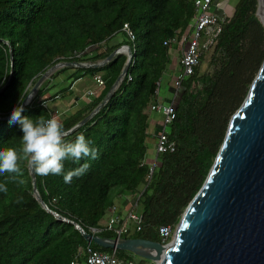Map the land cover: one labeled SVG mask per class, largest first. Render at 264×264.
Masks as SVG:
<instances>
[{
	"label": "trees",
	"instance_id": "16d2710c",
	"mask_svg": "<svg viewBox=\"0 0 264 264\" xmlns=\"http://www.w3.org/2000/svg\"><path fill=\"white\" fill-rule=\"evenodd\" d=\"M193 1L0 0V90L9 79L10 51L13 60L9 83L0 92V147H19L20 125L10 124L8 117L48 69L60 63L95 64L124 45L133 53L128 73L112 97L89 121L65 137L71 141L83 133L93 142L95 159L65 161V171L87 162L90 167L86 173L73 177L70 183L62 176L34 173L45 207L32 195L25 161H21L22 176L13 179L12 173L0 175V183L8 188L6 194L0 193V264H69L87 246L111 252L87 243L73 224L86 233L98 229L114 205V188L116 196L127 198L126 212L135 211L142 218L141 231L126 239L159 243L158 228L175 230L203 185L230 118L244 101L264 60V28L256 16L257 0H237L215 44L194 74L181 83L174 100L175 119L167 129L175 151L157 157L149 181L145 156L150 107L157 101V83L171 66V46L164 42L190 33L195 16ZM124 25L133 41L123 31ZM119 34L124 39L110 45ZM77 53L81 56L76 57ZM126 59V55L117 54L100 68L58 69L40 85L21 116L57 117L50 107L57 97L72 95V84L82 77H100L103 85L97 95L75 112L57 117L67 132L105 99ZM71 70L64 80L68 84L49 94L56 86L54 80ZM96 236L116 237L104 231ZM82 259L83 255L78 260Z\"/></svg>",
	"mask_w": 264,
	"mask_h": 264
},
{
	"label": "water",
	"instance_id": "95a60500",
	"mask_svg": "<svg viewBox=\"0 0 264 264\" xmlns=\"http://www.w3.org/2000/svg\"><path fill=\"white\" fill-rule=\"evenodd\" d=\"M259 4L257 0V6ZM261 15L264 19V0H261ZM256 16L264 28L258 7ZM124 47L127 49L125 65L105 99L68 130V135L106 104L128 73L133 53L129 46ZM120 48L95 64H56L40 76L27 96L32 99L40 85L58 69L103 67ZM10 62L6 85L12 74L11 51ZM31 99L26 97L23 107ZM28 170L32 195L45 207L37 192L34 172L29 167ZM82 236L87 243L100 248L129 251L159 264H264V60L244 101L231 116L218 154L203 185L185 208L171 242L162 245L143 239L117 241L90 234Z\"/></svg>",
	"mask_w": 264,
	"mask_h": 264
},
{
	"label": "built area",
	"instance_id": "2783aa9c",
	"mask_svg": "<svg viewBox=\"0 0 264 264\" xmlns=\"http://www.w3.org/2000/svg\"><path fill=\"white\" fill-rule=\"evenodd\" d=\"M218 1L219 0H194L193 9L195 16L190 25V33L184 35L181 39L173 37L164 42V45L166 46L178 45L180 43L182 44V48L179 53L180 73L173 82L172 92L174 97L168 104H161L158 101L160 82L156 85L155 96L157 101L155 104L151 105L150 111L160 113L162 115V120L156 130V134L154 135V139L156 140L155 158L152 162H148L149 181L155 167L157 166V157L159 155L170 154L175 151V143L169 139L167 129L171 122L175 119L174 100L178 95L181 83L194 74V69L199 65L202 57H204V55H206L215 44L216 39L222 32L223 25L229 18V15H226L223 11L220 12L216 7ZM212 6H215V10L213 11H211ZM123 31L127 34L128 38L133 41V35L129 31L127 25H124ZM126 53L127 49L124 46L118 50V54L126 55ZM80 56L81 53L76 54V57ZM93 81L98 87L103 85L102 80L98 76L95 77ZM89 95H92V93H89ZM54 216L59 218L56 214H54ZM60 220L66 223L69 222L63 218ZM73 225L81 235L90 234L92 237H98L96 234L101 231L111 232L116 236L115 240L123 241L128 235L136 234L141 231L142 218L135 211H128L125 214H121L118 207L112 205L108 208L107 215L98 229H90V233H86L77 224ZM172 232L173 231L170 227L162 226L158 228L157 234L160 239L159 243L162 245L167 244V241L171 238ZM117 251L118 250L114 249L111 250V252H100L93 250L90 246H87L82 252H79L76 258L69 264H136L132 259L118 257L116 253ZM81 255H83V259L79 261L78 259Z\"/></svg>",
	"mask_w": 264,
	"mask_h": 264
},
{
	"label": "clouds",
	"instance_id": "9594fccd",
	"mask_svg": "<svg viewBox=\"0 0 264 264\" xmlns=\"http://www.w3.org/2000/svg\"><path fill=\"white\" fill-rule=\"evenodd\" d=\"M26 97L31 99L30 95ZM24 100L25 97L17 101L9 116L10 124L16 122L20 125V145L0 147V175L12 173L15 174L13 179L22 176L21 161H25L37 175L62 176L66 183H70L73 177L86 173L90 167L87 162L65 171V161L77 163L85 158L95 159L97 149L92 146L93 142L83 133H78L71 141L66 140L68 133L65 125L56 116H21ZM19 183L23 184L24 181L21 179ZM7 192L6 184L0 183V193Z\"/></svg>",
	"mask_w": 264,
	"mask_h": 264
},
{
	"label": "rangeland",
	"instance_id": "374dc122",
	"mask_svg": "<svg viewBox=\"0 0 264 264\" xmlns=\"http://www.w3.org/2000/svg\"><path fill=\"white\" fill-rule=\"evenodd\" d=\"M236 1L237 0H219L217 2V4H216V7L219 9L220 12L223 11L226 15H230L233 12V10H234ZM213 10H215V6L211 7V11H213ZM123 39H124V37H122L119 34L116 37H114L112 41L117 43V42H119V41H121ZM181 48H182V44L181 43L178 44V45H172L171 48H170V51H171V66L168 68L166 73L163 74V76H162V78L160 80V91H159V96H158L159 100L158 101L161 104H165V105L168 104L174 97L173 92L169 91L168 89H169L170 85H172V87H173V82L176 79V77L178 76V74L180 73V66H178V63H179V57H180L179 53H180ZM207 56H206V58L203 59V62H201V69L202 70H204L206 68V64H207V60H208ZM66 76H67V74L65 73V74L61 75L60 77H57L54 80V83L56 82V84H59L60 80H62V82H63L65 80ZM85 78L88 79L90 77L89 76H85ZM64 84L67 85L68 83L65 82ZM57 86L59 87L60 85H57ZM54 88H52V90L50 91L49 94H53L52 91H57V89L54 90ZM68 102L69 101L67 100L66 104H68ZM79 108H80V106H78V105L74 106L73 108L70 107L69 110L66 109V111L61 113V116L59 118L64 117L68 113L75 112ZM154 124H156V122H152L149 125V129H148L149 133H154L153 132V130L155 129L154 128ZM155 144H156V140L151 135L146 138V156H145V161L146 162H152L153 159L155 158ZM114 192H115V188L112 189V191H111V196L112 197L114 195ZM122 200H119L118 202H116L115 198H114V202L117 203L118 205L120 204V202H122ZM173 232H172L171 238L167 241V243L171 242L172 237H173ZM119 254L122 255V256L129 257L136 264H158V263H155V262H151V261L142 259L139 256H137V255H135V254H133V253H131L129 251H119Z\"/></svg>",
	"mask_w": 264,
	"mask_h": 264
},
{
	"label": "crops",
	"instance_id": "0c3cea01",
	"mask_svg": "<svg viewBox=\"0 0 264 264\" xmlns=\"http://www.w3.org/2000/svg\"><path fill=\"white\" fill-rule=\"evenodd\" d=\"M109 44L113 45V44H115V42L114 41H110ZM72 72L73 71L71 70V71H68L66 74L68 75V74H71ZM88 79L85 78V77H82L79 80L75 81L72 84L71 89H70L72 95H68V96L63 97V98L57 97L56 101L53 104H50V107L52 108V110L55 111V113H56L58 118L61 116V113L66 111V109L69 110L70 107L73 108L74 106H77V105L82 107L91 98H93L95 95L98 94L99 87L95 84L93 79H91V78H88ZM64 83L65 82L64 81L62 82V80H60L59 84H56V82L53 83L54 85H56L54 90L57 89V91H58L61 86H66V84H64ZM57 85H60V86L58 87ZM168 90L172 91V85L169 86ZM57 91H52V92L54 94ZM89 93H92V95H89ZM67 100L69 101L68 104H66ZM152 113H151V122H150V124L152 122H156V124H154V128H155L153 130L154 133H150V135L154 138V135L156 134V130L158 129V127L160 125V122H161L160 120H162V115L160 113H158V112H152ZM146 163H148V162H146ZM115 193L116 192H114L113 197L115 198L116 202H118L119 200H122V199L124 201L122 200V202H120L119 205L114 202V205L118 207V210L120 211L121 214H125L126 211H127V207H128L127 198L125 199L124 197L116 196ZM103 221H102V223H103Z\"/></svg>",
	"mask_w": 264,
	"mask_h": 264
},
{
	"label": "bare ground",
	"instance_id": "6f19581e",
	"mask_svg": "<svg viewBox=\"0 0 264 264\" xmlns=\"http://www.w3.org/2000/svg\"><path fill=\"white\" fill-rule=\"evenodd\" d=\"M258 13H259V17H260L261 19H263L262 15H261V0H260V4H259V6H258ZM263 20H264V19H263ZM158 264H159V262H158Z\"/></svg>",
	"mask_w": 264,
	"mask_h": 264
}]
</instances>
